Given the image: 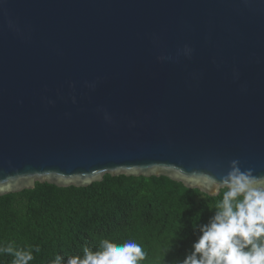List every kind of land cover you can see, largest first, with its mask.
<instances>
[{"label":"water","instance_id":"water-1","mask_svg":"<svg viewBox=\"0 0 264 264\" xmlns=\"http://www.w3.org/2000/svg\"><path fill=\"white\" fill-rule=\"evenodd\" d=\"M106 174L264 190V0H0V197Z\"/></svg>","mask_w":264,"mask_h":264},{"label":"trees","instance_id":"trees-1","mask_svg":"<svg viewBox=\"0 0 264 264\" xmlns=\"http://www.w3.org/2000/svg\"><path fill=\"white\" fill-rule=\"evenodd\" d=\"M0 264H264V190L217 196L167 176L0 197Z\"/></svg>","mask_w":264,"mask_h":264}]
</instances>
